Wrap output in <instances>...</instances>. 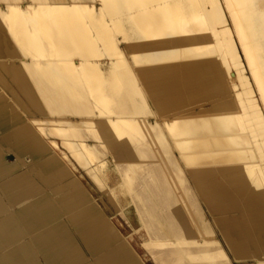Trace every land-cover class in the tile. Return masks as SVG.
Here are the masks:
<instances>
[{
	"label": "bare ground",
	"instance_id": "bare-ground-1",
	"mask_svg": "<svg viewBox=\"0 0 264 264\" xmlns=\"http://www.w3.org/2000/svg\"><path fill=\"white\" fill-rule=\"evenodd\" d=\"M25 155L51 190L29 218L64 214L89 255L114 243L95 264L143 263L75 165L135 211L157 264H264V0H0V172ZM63 229L41 235L48 259L92 264ZM25 251L0 264H32Z\"/></svg>",
	"mask_w": 264,
	"mask_h": 264
},
{
	"label": "crops",
	"instance_id": "crops-1",
	"mask_svg": "<svg viewBox=\"0 0 264 264\" xmlns=\"http://www.w3.org/2000/svg\"><path fill=\"white\" fill-rule=\"evenodd\" d=\"M1 149H2V154H3V156H2V161L3 162L5 161L6 164L7 163L10 164V163L15 161V156H13L14 157L13 159H8V156L5 155V152H8V153L13 155V153L11 151H7L6 148H4V147L1 148ZM25 156H27V155H25ZM28 156H29V159H26L24 157L22 160H19L16 167L10 168L8 166V170L7 171L2 172V173L0 172V200L2 202L1 203L2 206H0V220H2L3 218H6V217L12 218L11 223L9 224V226H7V229L5 231L8 234V237L7 238L5 237L6 239L5 238H3V239L0 238V246L1 247L5 248V247L12 246V249L11 248L7 249L6 254L11 252V251H14L16 249H20V248L23 247L26 251L22 252V253L27 254V256L29 258V261H31L32 264H39V262H41V261L44 262L45 264H58V263L62 262V258L58 257L57 255H55V257H53L52 260L51 259L49 260L47 255H46V250H44L39 244L41 242V238H42L41 235L45 234L44 230L46 231V230L50 229V226L51 227L54 226V227H57V228L62 227V228H64L63 231L70 232L69 234H71V237L74 240L75 245L76 246L79 245L78 246L79 251L81 253H83V255L88 258L87 260H89V262L93 261V262H91L92 264L93 263L95 264V260L101 259L102 258L101 256H103V254H107L109 252H113V249L115 248V244L114 243H110V245L108 244L107 246H105L102 251H99V252L96 251L94 253V255H89V253H87L86 245L82 242L80 237L76 235V233L73 230V227L66 221V216L64 214H62V213H56L54 218H53V220H52V218H50V219H44V218L40 219V220H42L41 222L39 221V219L38 220H34V219L32 220L31 218H29V215L27 214V211L24 210L25 209L24 206L26 207L31 202H34L36 199H40V197H41V199L49 197L51 195L50 194L51 190L48 187V185L44 182V180L40 179V176L37 175L36 172H35L36 171V165H34V164H36L38 162L37 158H34L31 155H28ZM25 162H27V163H25ZM19 166H21V167H19ZM26 173L28 174V176H27ZM73 175H74L73 176L74 179L80 184V186L82 187L83 191L86 194H88V196H90L91 198L94 199L93 194L89 191V189L86 188V186L82 183V181L79 179V177H77L74 173H73ZM13 180H15V181H13ZM67 181H68V179H62L61 180V184L65 186L64 187L65 189L68 188L67 185H65ZM37 182H39V183H37ZM11 183H19V185H21V183H22V184L25 185L24 186V190L22 191L23 193H21L19 196H17V198L14 199V200L12 198H10L12 196L11 195V187H10ZM26 185H29V186H26ZM37 191H40V192L38 193ZM44 194L47 195V196H45ZM23 195L25 197H23ZM96 203L99 205L98 202H96ZM18 205H20V206H18ZM99 207L101 208L100 205H99ZM7 214H9V215H7ZM26 220H27V222H26ZM64 220H65V222H64ZM13 228H14V230H13ZM68 228H70V229H68ZM41 231H43V232H41ZM17 232H18V234H17ZM9 235H11V236H9ZM62 237H64V236H62ZM3 242L4 243L7 242V243L4 244ZM76 242H78V243H76ZM28 245H29V247H28ZM129 249H130V247H129ZM129 251L131 253V256H133V253H132L131 249ZM34 252L36 254L32 255V253H34ZM2 256H4V255H2ZM133 257H135V256H133ZM77 264H85V262L84 263H77Z\"/></svg>",
	"mask_w": 264,
	"mask_h": 264
},
{
	"label": "rangeland",
	"instance_id": "rangeland-1",
	"mask_svg": "<svg viewBox=\"0 0 264 264\" xmlns=\"http://www.w3.org/2000/svg\"><path fill=\"white\" fill-rule=\"evenodd\" d=\"M226 11V9H225ZM227 12V11H226ZM230 29L231 31L234 33V28H232L233 24L232 22L229 23ZM232 33V34H233ZM241 48V47H240ZM242 52V51H240ZM243 57V55H242ZM230 58L229 55L224 56L223 61L226 62L228 61ZM245 63V61H244ZM248 75H249V71L248 68L246 66ZM249 77L251 78V76L249 75ZM250 83H252V79H250ZM255 88V87H254ZM234 90H232L233 95H235L236 92V88H233ZM241 90V89H240ZM256 90V89H255ZM256 98L258 97L257 93L255 94ZM5 155L8 156V159H13V155H11L10 153H5ZM26 159H29V156H25ZM76 168L73 169V173L76 174L77 177H79V179L83 182V184L86 186L87 189H89V191L93 194L94 199L99 203V205L101 206L102 210L104 211V213L106 214V216L109 218V220L114 224V226L116 227V229L121 233L122 236H124V238H126V241H128V245L133 253V256L137 257L138 259L140 258V261L143 264H157L156 261L154 260V258H152L151 253L149 252L148 248L144 245L145 242H147L148 240V235L147 233H145L146 231L140 226L139 222L137 221V216L135 214V211H132V215L129 216H123L120 212H118L116 210V208L110 203V201L108 200V198L106 197V193L102 192L94 183L93 181H91L90 178L87 177V174L85 173V171L83 169H81L80 167H78L77 165H75ZM111 174L114 175V173L112 171H110ZM81 175V176H80ZM84 176V177H83ZM90 179V180H89ZM87 181V182H85ZM95 188V189H94ZM100 191H98V190ZM101 198H100V197ZM100 198V199H99ZM199 203V207L201 209V211L204 214L205 219H208V222L211 226V228L213 227V231L215 233V238L222 244L223 248L226 250L227 255L230 258L232 257L231 251L228 249V247L225 244V240L223 239L222 233L219 230V227L215 224L214 221V217H218V214H211L209 212V210L207 209V207L205 206V204L203 203V201H201V199L199 197H196ZM112 208V209H111ZM203 208V209H202ZM206 213V214H205ZM115 214V215H114ZM117 214V215H116ZM127 218V219H126ZM114 219V220H113ZM129 221V222H128ZM121 223V224H120ZM134 229V230H133ZM133 232H132V231ZM136 230V231H135ZM144 230V231H143ZM142 233H141V232ZM130 232V233H129ZM144 232V233H143ZM135 233V235H134ZM142 234V235H141ZM130 235V236H129ZM133 235V236H132ZM137 236V237H136ZM145 236V237H144ZM132 237V238H131ZM135 238V239H134ZM139 238V239H138ZM136 240V241H135ZM133 241V242H132ZM144 241V242H143ZM138 245H136V244ZM144 243V244H143ZM142 246V247H141ZM1 247V246H0ZM3 248V249H1ZM0 248V256L2 255H7L6 251L7 249H12V246L10 247H1ZM144 249V250H142ZM136 251V252H135ZM139 253V254H138ZM144 253V254H142ZM149 255V256H148ZM149 259V260H148ZM148 260V261H147ZM150 261V262H149ZM145 262V263H144ZM253 262V261H251ZM40 264H45L44 262H40ZM224 264H229L224 263ZM239 264V263H238Z\"/></svg>",
	"mask_w": 264,
	"mask_h": 264
}]
</instances>
